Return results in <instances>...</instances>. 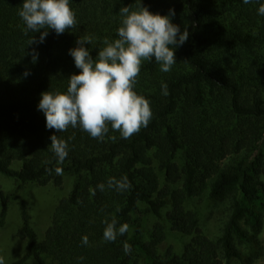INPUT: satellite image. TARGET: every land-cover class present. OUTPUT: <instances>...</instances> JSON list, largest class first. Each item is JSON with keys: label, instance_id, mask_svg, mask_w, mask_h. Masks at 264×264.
<instances>
[{"label": "trees", "instance_id": "trees-1", "mask_svg": "<svg viewBox=\"0 0 264 264\" xmlns=\"http://www.w3.org/2000/svg\"><path fill=\"white\" fill-rule=\"evenodd\" d=\"M141 2L153 14L174 9L172 22L190 35L175 49L177 62L169 72L160 71L154 58L141 64L134 90L150 102L148 126L123 139L109 124L101 141L79 126L49 130L38 104L41 93L66 92L70 76L80 73L69 55L79 37L94 38L85 47L95 58L105 38H119L120 8L135 9L138 0H69L76 26L60 35L49 29L44 42L33 45L28 41L39 40L41 33L25 34L18 15L24 0H0V171L16 181L11 193L0 185L1 216L4 223L11 198L20 199V236L27 240V251L15 264L29 259L37 264H230L243 259L237 239H250L243 224L255 234L263 227L264 15L258 8L264 0ZM162 83L168 86L166 96ZM53 134L68 144L62 164L50 150ZM14 162L21 167L14 168ZM65 175L74 178L73 188L56 205L39 240L22 192L30 184L60 187ZM125 175L129 189L107 187L108 178ZM100 183L104 191L97 188ZM206 192L215 200L230 197L232 212L216 238L204 232L198 212L189 206ZM113 216L117 228L127 223L129 229L109 242L103 239V221ZM166 223L191 237L182 253L173 246L162 249ZM124 241L131 246L127 254Z\"/></svg>", "mask_w": 264, "mask_h": 264}, {"label": "clouds", "instance_id": "clouds-1", "mask_svg": "<svg viewBox=\"0 0 264 264\" xmlns=\"http://www.w3.org/2000/svg\"><path fill=\"white\" fill-rule=\"evenodd\" d=\"M243 2L249 4L252 0ZM119 14L122 18L117 30L119 38H105L104 47L99 49L95 58L85 47L86 44H93L94 38L90 35L80 36L76 47L69 49L75 67L81 71L70 76L67 91L41 93L38 110L44 113L49 130L62 133L69 126H79L92 138L103 141L109 132V124L123 139H129L142 127L148 126L152 118L150 102L134 90L141 64L154 58L160 71L169 72L177 62L175 49L182 46L190 34L187 28L181 32L179 25L172 22L174 9H170L168 15L153 14L138 0L135 9L133 5L124 6ZM258 14L264 15V3H260ZM18 15L26 25V35L29 31L41 33L39 40L34 36L28 41L29 45L43 43L49 29L60 35L77 23L69 0H24ZM31 55L35 63L38 52L33 49ZM28 75L29 72L25 71L24 76ZM161 89L163 95H168L166 83H162ZM50 139V150L56 156L57 163L62 164L68 156V144L56 134ZM111 139L115 141L116 137ZM62 171L60 167L55 168L57 174H62ZM107 187L123 192L131 184L125 175L120 179L108 178ZM97 188L104 191L105 184L100 183ZM90 193L94 196L95 189H90ZM103 223V239L109 242H115L118 235H125L129 229L127 223L117 228L118 222L114 216L110 222L105 218ZM82 244H88L87 235L82 237ZM123 250L126 254L131 251L127 241L123 242ZM79 259L83 260V257ZM0 264H5L3 256H0Z\"/></svg>", "mask_w": 264, "mask_h": 264}, {"label": "rangeland", "instance_id": "rangeland-1", "mask_svg": "<svg viewBox=\"0 0 264 264\" xmlns=\"http://www.w3.org/2000/svg\"><path fill=\"white\" fill-rule=\"evenodd\" d=\"M21 164L22 162H14L13 167L19 169ZM73 182L72 176L65 175L64 183L60 187L53 183L46 186L30 184L22 192L27 199L32 225L39 240L44 239L56 205L62 198L69 195L73 188ZM0 185L7 193H11L16 188V181L13 177H9L0 171ZM189 206L198 212L201 226L211 238L221 235L224 224L232 212L230 197H226L224 200H215L210 198L209 192L192 199ZM1 213L2 203H0V256L4 257L5 264H15L27 251V240L20 236L23 226L21 200L11 198L4 223H2ZM262 213L264 216V210ZM152 224L153 218L150 217L147 222L149 230L152 228ZM166 226L168 235L162 249L166 250L173 246L177 252L182 253L185 244L190 241L191 237L171 230L169 223H166ZM243 226L249 231V242L241 243L237 239V244L243 252V259L234 260L230 264H264V218L263 227L259 233L255 234L245 224ZM49 262L51 263V261ZM26 264L37 263L34 259H29Z\"/></svg>", "mask_w": 264, "mask_h": 264}]
</instances>
